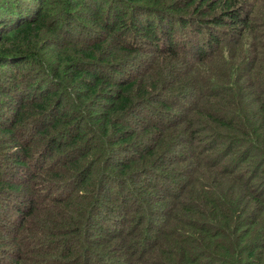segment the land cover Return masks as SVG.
I'll list each match as a JSON object with an SVG mask.
<instances>
[{"label":"trees","instance_id":"obj_1","mask_svg":"<svg viewBox=\"0 0 264 264\" xmlns=\"http://www.w3.org/2000/svg\"><path fill=\"white\" fill-rule=\"evenodd\" d=\"M0 264H264V0H0Z\"/></svg>","mask_w":264,"mask_h":264},{"label":"rangeland","instance_id":"obj_2","mask_svg":"<svg viewBox=\"0 0 264 264\" xmlns=\"http://www.w3.org/2000/svg\"><path fill=\"white\" fill-rule=\"evenodd\" d=\"M42 218H43V216H42V217H40V218H39V220H41ZM114 254H115V253H114ZM115 255H116V256H119L118 254H115ZM120 257H121V256H120ZM121 258H122V257H121Z\"/></svg>","mask_w":264,"mask_h":264}]
</instances>
